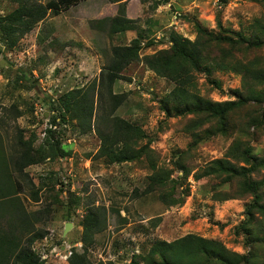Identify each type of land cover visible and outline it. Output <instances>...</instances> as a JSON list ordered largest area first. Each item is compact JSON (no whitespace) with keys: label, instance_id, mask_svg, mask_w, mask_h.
I'll return each instance as SVG.
<instances>
[{"label":"rangeland","instance_id":"rangeland-1","mask_svg":"<svg viewBox=\"0 0 264 264\" xmlns=\"http://www.w3.org/2000/svg\"><path fill=\"white\" fill-rule=\"evenodd\" d=\"M21 2L45 4L47 0H0V15ZM225 2L218 9L213 0H80L56 15L47 10L46 16L13 46L0 39V156L10 163V156L21 151L31 137L34 146L42 143L48 127L56 130L60 146L71 152L30 164L24 174L12 166L8 169L11 180L18 183L15 195L34 233H39L30 247L44 264H70L73 254H85V264H132L133 257L144 264L141 257L151 239L173 240L187 233L218 239L229 251L240 254L250 247L258 263H264V245L258 240L263 235L260 225L264 226V215L256 213L253 223L245 229L241 226L251 196L239 191V181L224 183L212 175L194 177L209 161L223 157L236 140L264 157V95L263 100L256 96L264 90V83L231 69L216 68L215 64L225 55V59L240 61L242 67L253 64L264 69V0ZM121 3L134 26L109 32L104 18L118 15ZM175 11L180 14L175 19L177 27L172 28ZM196 19L213 31L218 30L219 20L224 28L242 30L247 37L255 27V37L262 41L258 48L248 47L237 34L229 32L237 42H210L205 48L208 71L194 73L191 90L201 97L236 100L239 91L244 98L229 111L223 132L217 130L216 120L204 113L178 114L173 109L168 113L164 107L171 105L167 94L173 83L143 62L146 54L171 45L172 31L193 40ZM134 37L140 39L139 59L130 62L111 84L115 93L124 95L113 112L106 92V66L112 47L129 44ZM89 84L94 85L93 116L90 130L82 133L78 120L61 121L57 105L61 93ZM111 112L145 133L135 148L148 144L152 151L123 162H109L99 156L101 141L96 126H102V118ZM52 118L58 123H52ZM176 159L189 173L180 185L168 184L163 191L174 188L175 195L184 199L167 205L159 200L157 189L147 191L148 176L151 164H156L171 169L175 178L182 173L176 170ZM261 171L263 175L264 168ZM220 196L231 198L216 199ZM88 209L99 212L102 229L86 246L81 219ZM5 215L10 219L9 212ZM66 222L72 224L64 232ZM23 234L29 236V232ZM247 237L251 242L248 247Z\"/></svg>","mask_w":264,"mask_h":264},{"label":"trees","instance_id":"trees-1","mask_svg":"<svg viewBox=\"0 0 264 264\" xmlns=\"http://www.w3.org/2000/svg\"><path fill=\"white\" fill-rule=\"evenodd\" d=\"M78 1L80 0H47L45 4L21 2L13 10L0 15V39L4 40L8 47L13 46L16 39L30 31L40 19L46 16L47 10L51 9L52 13L56 15ZM223 1L225 2V0ZM121 4L118 15L104 18V21L108 23L109 32H121L134 26L133 20L125 16V6L123 3ZM193 23L196 28V36L193 40L172 31L170 33L171 45L146 54L143 62L156 75L165 77L173 83V87L167 94L171 105L164 107L168 113L171 112V109L178 114L204 113L209 115V118L216 120L217 130L223 132L226 129L229 111L241 104L244 98L239 91L235 93L239 96V99L236 100L213 101L203 98L191 90L194 84V73L200 69L208 71L205 64L209 59L205 55V48L209 46L210 42L214 41L217 44H235L237 42L229 32L237 34V38L244 40L248 47L258 48L262 41L255 37L257 30L255 27L252 28L251 36L247 37L242 30L236 32L224 28L219 20L216 31L202 26L197 19ZM140 48L139 37L132 38L129 44L112 47V55L106 66L105 76L107 79L106 92L112 103L111 111L113 112V109L122 102L124 95L115 93L111 84L120 78V72L130 62L139 59ZM221 57V61L215 60L216 68L231 69L244 77L248 76L256 83H264V69L253 64H245L242 67L238 63L240 61L225 59V55ZM93 90L94 85L89 84L61 93L57 105L62 112L61 121L67 122L76 119L81 126L80 132L90 130L93 116ZM263 95L264 90L262 91V89L256 92L258 100H263ZM110 115L102 118V123H100L102 126H96L101 141L97 150L99 156L105 157L109 162H123L138 159L142 154L152 151L148 144L135 148L134 144L145 136L139 126L117 115H112V112ZM52 123L57 124L58 122L52 118ZM45 130L48 135L42 143L34 146V139L31 137L27 142H24L25 146L21 151L10 156V163L0 156V264H44V259H41L39 253L30 247V241L34 237H38L39 233H34L33 225L23 204L15 195L14 188L18 183L11 180L8 169L12 166L15 171L24 174V168L30 164L43 161L48 156L55 158L68 156L71 153L70 150H65L60 146V141L55 138L57 133L54 128L48 127ZM1 150L0 146V152ZM174 163L176 170L182 171V173L178 172L175 178L171 177V169L157 167L156 164H151L152 173L148 176L147 191H152L153 188L157 189L159 200L167 205L178 204L184 197L175 195L174 188L168 192L163 189L168 184L172 187L180 185L189 173V170L179 159H176ZM263 168L264 157L253 153L252 147L242 140H236L228 147L223 157L209 161L194 173V177L200 179L212 175L217 176L224 183H229L234 179L239 181V191L251 196L250 202L245 205L243 210L245 220L241 226L245 229L246 225L256 220V213L264 215V174L260 175ZM227 198L231 197L220 196L216 199ZM5 212H9L10 219H6ZM2 215L5 216L4 219ZM101 221L99 212L92 209H88L82 217V240L86 246L92 242L93 235L102 229ZM260 227H262L260 231L263 232V235L258 237V240L264 245V226L260 225ZM24 231L29 232L28 237H24ZM247 239L246 247L251 244L248 237ZM250 249L249 247L245 253H236L229 251L218 239L187 233L173 240L151 239L141 258L144 264H261L254 258V253ZM85 258V254L80 257L73 254L69 262L70 264H85ZM96 264L104 263L100 261ZM108 264L127 263L109 261ZM132 264H138L136 257L132 258Z\"/></svg>","mask_w":264,"mask_h":264},{"label":"built area","instance_id":"built-area-1","mask_svg":"<svg viewBox=\"0 0 264 264\" xmlns=\"http://www.w3.org/2000/svg\"><path fill=\"white\" fill-rule=\"evenodd\" d=\"M225 4H226V2H224L223 0H213V6H214V8H218V9L219 8H222V6H224ZM179 14L180 13L178 11H175V13L173 14V21L171 22V24H173L174 26L172 28H176L177 27V25H176V21L177 20L175 21V19L178 18ZM157 38H159V37H157ZM54 250H56V247H54L52 249V251H54ZM44 257H46V255Z\"/></svg>","mask_w":264,"mask_h":264},{"label":"water","instance_id":"water-1","mask_svg":"<svg viewBox=\"0 0 264 264\" xmlns=\"http://www.w3.org/2000/svg\"><path fill=\"white\" fill-rule=\"evenodd\" d=\"M71 224H72L71 222H66L65 227H64V232H66L69 229Z\"/></svg>","mask_w":264,"mask_h":264}]
</instances>
